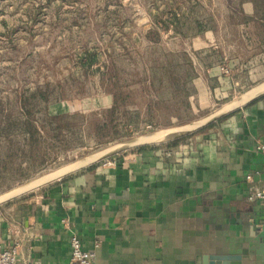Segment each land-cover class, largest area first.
Here are the masks:
<instances>
[{
    "label": "rangeland",
    "instance_id": "rangeland-1",
    "mask_svg": "<svg viewBox=\"0 0 264 264\" xmlns=\"http://www.w3.org/2000/svg\"><path fill=\"white\" fill-rule=\"evenodd\" d=\"M263 10L264 0H0V192L236 96L250 80L192 106L206 55L231 74L233 56L264 52ZM113 93L130 96L110 113Z\"/></svg>",
    "mask_w": 264,
    "mask_h": 264
},
{
    "label": "crops",
    "instance_id": "crops-1",
    "mask_svg": "<svg viewBox=\"0 0 264 264\" xmlns=\"http://www.w3.org/2000/svg\"><path fill=\"white\" fill-rule=\"evenodd\" d=\"M233 57L230 74L222 56H205L194 108L264 79L262 50ZM259 143L264 96L176 143L124 151L0 205V243L23 264H67L72 232L93 264H264V204L247 199L264 175Z\"/></svg>",
    "mask_w": 264,
    "mask_h": 264
},
{
    "label": "water",
    "instance_id": "water-1",
    "mask_svg": "<svg viewBox=\"0 0 264 264\" xmlns=\"http://www.w3.org/2000/svg\"><path fill=\"white\" fill-rule=\"evenodd\" d=\"M264 96V79L247 87L236 96L226 100L217 108L206 114L179 124L160 127L136 135L114 141L104 147L47 170L36 177L15 185L0 192V205L17 197L27 194L35 189L43 187L51 182L60 180L79 170L92 166L107 158L114 157L124 151L137 149L143 146L159 145L180 138L183 135L194 133L234 111L252 103ZM214 264H219L218 262Z\"/></svg>",
    "mask_w": 264,
    "mask_h": 264
},
{
    "label": "built area",
    "instance_id": "built-area-1",
    "mask_svg": "<svg viewBox=\"0 0 264 264\" xmlns=\"http://www.w3.org/2000/svg\"><path fill=\"white\" fill-rule=\"evenodd\" d=\"M223 71H227L226 68H222ZM256 149L264 154V144L259 143L256 145ZM133 150V149H132ZM131 151V150H127ZM106 163L113 162L110 159L103 160ZM246 179L251 180L252 175L247 174ZM248 200H260L264 204V175L260 178V185L255 187L248 195ZM260 227L261 224H258ZM70 246V258L67 264H93L95 253L92 250H88L82 247L81 240L72 232L69 237ZM0 264H23L18 258L17 247H4L0 243Z\"/></svg>",
    "mask_w": 264,
    "mask_h": 264
},
{
    "label": "trees",
    "instance_id": "trees-1",
    "mask_svg": "<svg viewBox=\"0 0 264 264\" xmlns=\"http://www.w3.org/2000/svg\"><path fill=\"white\" fill-rule=\"evenodd\" d=\"M263 12H264V10H263ZM264 14V13H263ZM115 93H113L112 94V96H113V103H112V105L107 109V111L108 112H110V113H115V112H117V111H119V102H122V101H124V102H127L125 99H128L129 98V96H130V94L128 95L127 93L126 94H123V96H118L119 97V100H117V98L115 97V95H114ZM119 94V93H118ZM128 95V96H127ZM41 96H43V94H41ZM173 96H177V93H173V94H171V96L170 97H173ZM159 102H161V100H159V99H153V100H151L150 102H148V108L149 109H159V110H161L162 108H161V105H159ZM23 109H24V113H25V119H26V121L27 122H29V120H30V117H31V112L30 111H28V109H26L25 107H23ZM228 116V115H227ZM227 116H225V117H223V118H221L220 120H222V119H224V118H226ZM219 121V120H218ZM102 125H106V121H104L103 123H102ZM213 124H211V125H208V126H206V127H204V128H202V129H200V130H198V131H196V132H199V131H202V130H204V129H207L208 127H210V126H212ZM30 130H31V128H29ZM187 135H189V134H186V135H183V136H181L180 138H178V139H176V140H174V141H171V142H168L167 144H172V143H176L178 140H180L181 138H184L185 136H187ZM30 136H31V138H34V139H31L33 142H38V139L36 138V137H34L33 136V134H30ZM145 147H148V146H143V147H139V148H137V149H143V148H145Z\"/></svg>",
    "mask_w": 264,
    "mask_h": 264
}]
</instances>
